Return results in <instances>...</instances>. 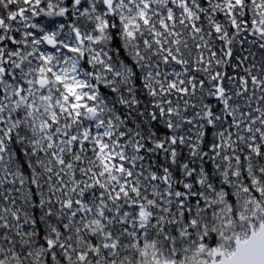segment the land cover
Instances as JSON below:
<instances>
[{
  "label": "snow or ice",
  "instance_id": "snow-or-ice-1",
  "mask_svg": "<svg viewBox=\"0 0 264 264\" xmlns=\"http://www.w3.org/2000/svg\"><path fill=\"white\" fill-rule=\"evenodd\" d=\"M0 264H264V0H0Z\"/></svg>",
  "mask_w": 264,
  "mask_h": 264
}]
</instances>
